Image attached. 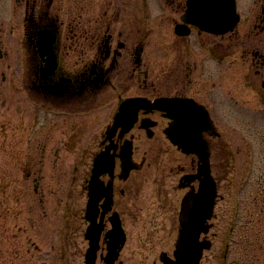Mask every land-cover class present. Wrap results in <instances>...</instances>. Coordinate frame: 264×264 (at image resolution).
Returning <instances> with one entry per match:
<instances>
[{
    "label": "flooded vegetation",
    "instance_id": "1",
    "mask_svg": "<svg viewBox=\"0 0 264 264\" xmlns=\"http://www.w3.org/2000/svg\"><path fill=\"white\" fill-rule=\"evenodd\" d=\"M186 2L187 0H168L170 5L167 11L171 15V26L180 20ZM148 3V0L0 1V7L5 8L10 16L9 19L4 18L6 22H2L3 25L0 24L1 64L8 62L10 58L13 60L14 45L20 44L23 49V54L17 57L18 73H12L11 63L7 64L8 72L1 71L0 81L4 86L2 88L0 84V94L11 96L12 99L16 94H21V100L26 106L34 104L38 112L44 116L50 115L53 119H57L56 112H89L101 109V105H94V102L106 89H111L108 95L117 100L112 122L102 135L99 149L91 154V165L87 170L83 193L75 194V197L81 195L85 199L82 217L86 222L85 253L88 251L96 254L95 264H123L122 254L130 233L132 235L137 230L141 231L145 226L143 223L153 224L150 222L153 219H159L160 224H169L174 220L176 203L171 202L172 195H176L175 201L178 204L177 192L186 190L179 203L181 208L182 200L199 189L203 177L199 178L197 174H202L208 166L213 174L212 139L222 136L220 126L230 124L240 131L246 128V135L243 136L247 146L245 173L253 172L255 159L251 150L252 137L249 136L258 135L260 126L264 127V0H246L245 6L242 0H238L240 21L229 33L214 35L195 30L202 40L200 43L203 52L201 57L194 59L188 49H184L187 54L179 59L186 65L184 77L174 73L161 76L158 70L151 73L150 66L142 69L146 59L150 57V52L145 48L150 44L145 43L144 38L153 29L152 26L157 24V19L153 16L155 7ZM69 11L74 14L75 22L70 23V34L65 36L62 14L65 12L68 15ZM83 21H86V27L90 29V33L84 38L82 34H78L83 29ZM14 29L19 31V36L16 37L18 41H13ZM65 39L77 42L78 46L67 45ZM81 39H87L91 43L92 49L87 55L81 48ZM6 44L8 49L5 48ZM156 44L160 46L158 41ZM71 50L76 55L70 64L64 55H68ZM152 56L154 57L153 54ZM169 60L173 62L177 58L170 56ZM150 74L151 90L161 91L165 79H168L167 82L173 79L171 81L176 86L179 85L178 79H181V90L157 95L154 92L143 95L134 91L142 88L137 81L149 83L147 81ZM148 87L149 84H146L145 88ZM163 96L193 98L205 107L213 127L211 132L205 133L211 151L207 158L202 153L197 155L182 150L179 152V149L176 151L168 143H164L160 149L155 145L154 149L160 151L156 158L167 161L150 169V174L144 176L140 172L144 161L138 162L135 158L136 135L133 131H144L147 134L145 144L153 141L149 139L154 137L156 130L164 141V137L168 139L165 133L171 120L163 111L151 106L139 111L132 128L129 129L131 122L124 119L115 129V115L125 99L144 97L154 100ZM4 100L8 102L9 99L5 97ZM102 110L109 111L107 105ZM240 127L243 128L239 129ZM84 132L87 133L88 130ZM88 133L84 140L85 147L90 142L93 131ZM78 139L82 140V135ZM80 140L74 141L79 144ZM145 153L148 154L146 151ZM100 155L107 156L109 160L99 168L95 167V163ZM87 157L88 147L81 157L80 166L72 164L74 171L81 170ZM189 157L195 171L184 173L190 166ZM182 160L187 162V166L182 164ZM167 162L179 163L177 171L168 169L173 172L171 175L177 176L181 172L177 186L165 178L168 176L165 166ZM100 169L101 173L95 176V172ZM38 171L42 173L43 169L39 168ZM133 172H140L143 179L139 177L140 184L132 187L126 181ZM39 186L40 179L34 178V190L39 191ZM218 200L219 194L212 220L216 217ZM177 217L179 218V214ZM212 220L206 239L213 227ZM127 223H130V233L126 228ZM161 233L166 235L164 238L169 237L168 231L163 230L158 235ZM175 245L176 242L173 251ZM160 262L176 264L173 257L164 250L160 252Z\"/></svg>",
    "mask_w": 264,
    "mask_h": 264
},
{
    "label": "rangeland",
    "instance_id": "2",
    "mask_svg": "<svg viewBox=\"0 0 264 264\" xmlns=\"http://www.w3.org/2000/svg\"><path fill=\"white\" fill-rule=\"evenodd\" d=\"M165 1L156 0L157 6H166ZM242 1L245 6L246 0ZM251 1L254 2V0ZM160 9L161 7L156 11L158 14H163L164 11ZM67 14L65 12L62 14V20L65 22V36L70 34V23L75 22L74 14L70 11ZM163 15V21L152 26L153 29L144 38V42L150 44L146 46L150 57L146 59L142 69L145 70L150 66L151 73L153 70L154 72L158 70L161 76L164 74L170 76L174 73L184 77L186 65L182 60L179 61L181 56L187 54L184 49L189 48V54L194 59L201 57L203 51L199 43L194 40L195 37L190 40L179 38L173 42L169 27L171 15L169 11ZM4 18L9 19V13L5 8L0 7V24L2 25L4 24L2 22H6ZM85 22L83 21V29H80L78 33L82 34L83 38L88 35V32L90 33ZM14 32L15 38L9 36L14 38L13 41H18L16 37L19 36V31L14 29ZM9 33L10 30L7 34ZM159 35L162 39H158ZM87 39L89 40L88 37ZM87 39H81V48L86 55L92 49ZM156 41L162 44V47L157 46ZM65 43L74 47L78 46L77 42L73 43L68 39H65ZM5 48H9L7 44ZM12 52L13 60L10 58L3 64L0 61V73L2 70L9 71L7 66L9 63L13 66L12 73H18L17 57L23 54L21 45H14ZM68 53L64 57L71 64L75 60L76 53L73 50ZM171 55L176 56L177 60L171 62L168 58ZM179 76L177 77L180 78ZM142 78L144 79V76ZM151 80L150 74L147 81L149 83H146L149 84L148 88H145L144 81H137L142 88L134 89V91L143 95L154 92L157 95V93L167 94L173 93L174 90H181L179 88L182 85L181 79H178V86L171 81L173 79L169 82L165 79L162 84L163 89L158 92L150 89ZM0 84L3 88L1 81ZM111 91L106 89L94 102V105H101V109L107 105L108 112L106 110L99 114L95 112L96 116L92 117L81 115L77 120L68 113L56 116L57 119L51 118L50 115L44 116L38 112L36 105L26 106L21 102L23 97L21 94L13 96L16 102L10 96L0 94V264H84L87 248L84 238L86 222L84 223L82 219L85 199L81 195L75 197V194L83 193L87 170L91 165V154L99 149L102 135L116 112L117 100L113 99L114 96L108 95ZM5 97L9 99L8 102L4 100ZM17 100H20L22 106ZM241 128L243 127L239 129ZM81 129L83 132L80 131ZM84 130L93 131L95 134H92L86 147L84 140L89 133ZM219 130L222 136L212 139L211 159L212 175L219 188V200L216 206V217L212 220L213 227L209 233L212 247L204 252L202 264H264V127L260 126L258 135L250 134L249 136L252 137L251 150L255 156L252 173H245L247 146L246 138L243 136L246 135V128L240 131L227 124L220 126ZM98 132L100 134H97ZM133 132L136 135L135 158L138 162L144 161L140 172L147 176L150 174V169H155L167 161L156 158L160 155V151L154 149L155 145L159 149L162 148L164 141L157 130L154 137L149 139L153 141L146 144L145 140L148 137L144 131ZM81 135L82 140L78 139ZM74 140H80V143L77 144ZM87 147L86 162L81 170L78 169L75 172L72 166L74 164L80 166L79 162ZM181 156L184 158L183 155ZM190 161L191 157H189L190 166L184 170V173L195 171ZM167 163L165 166L168 176L165 178L177 186L181 172L176 176L171 175L173 172L169 170L177 171L176 166L179 163L169 162L168 166ZM182 164L187 166L186 161ZM39 168L43 169L42 173H39ZM140 172H133L126 181L127 185L131 184L132 187L139 185V177L143 179V176L139 175ZM72 173H78V175ZM34 178L40 179L37 193L34 191ZM72 181L74 184L78 183L77 191L74 192L72 202L65 207L64 203L69 200L67 188H70L69 183ZM185 192L186 190L177 192L178 204L175 201L176 195H172L171 202L176 205L174 220L169 224L167 222L160 224L159 219H153L150 220L153 224L143 223L145 226L142 230L139 232L137 230L131 235L130 223H127L126 228L130 234L122 254L123 264H163L160 262V252L163 250L173 257V246L179 229L177 217L179 203ZM60 211L65 212V215L68 214L67 224L62 225V228L59 223V220L62 221L59 216ZM235 216L236 221L233 222ZM163 230L168 231L169 237L164 238L166 235L163 233L158 235Z\"/></svg>",
    "mask_w": 264,
    "mask_h": 264
},
{
    "label": "water",
    "instance_id": "3",
    "mask_svg": "<svg viewBox=\"0 0 264 264\" xmlns=\"http://www.w3.org/2000/svg\"><path fill=\"white\" fill-rule=\"evenodd\" d=\"M227 0H191L189 3V15L195 17L193 23L205 26L209 31H215L219 24V18L227 13ZM231 1V0H230ZM236 4L231 1L229 12L235 14ZM186 20V18H184ZM219 31V30H216ZM225 31V30H222ZM161 102V101H160ZM163 109L167 115L175 119L170 126L169 135L175 139L180 147L190 152H205L208 147L201 140L200 114L194 111V120L186 110L182 102L162 101ZM175 109L176 115L169 111ZM126 104L122 107V113H126ZM189 115V118H188ZM134 115L131 117L134 119ZM189 134L190 137H186ZM205 144V146H204ZM204 146V147H203ZM96 173V172H95ZM205 179L200 187L199 194L193 200H186L183 203L181 213V223L183 230L180 235L179 244L175 252L178 264H201V259L205 249L210 247V242L201 241V233L207 232L209 226L207 220L211 218L214 202L215 190L212 180L209 178V171L204 173ZM87 264H95V253L87 255Z\"/></svg>",
    "mask_w": 264,
    "mask_h": 264
}]
</instances>
